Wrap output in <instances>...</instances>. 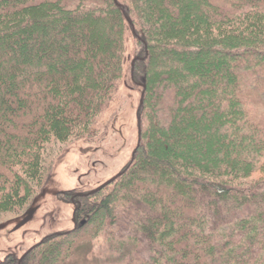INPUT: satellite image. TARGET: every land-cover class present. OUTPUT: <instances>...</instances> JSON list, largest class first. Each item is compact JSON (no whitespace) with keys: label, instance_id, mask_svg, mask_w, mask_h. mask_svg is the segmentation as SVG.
Listing matches in <instances>:
<instances>
[{"label":"trees","instance_id":"1","mask_svg":"<svg viewBox=\"0 0 264 264\" xmlns=\"http://www.w3.org/2000/svg\"><path fill=\"white\" fill-rule=\"evenodd\" d=\"M129 34L131 159L0 264H264V0H0V213L45 182L52 143L94 135Z\"/></svg>","mask_w":264,"mask_h":264},{"label":"rangeland","instance_id":"2","mask_svg":"<svg viewBox=\"0 0 264 264\" xmlns=\"http://www.w3.org/2000/svg\"><path fill=\"white\" fill-rule=\"evenodd\" d=\"M125 48L124 76L92 124L94 135L52 143L46 153L45 182L21 210L0 213V261L7 254L19 259L46 235L73 228L78 194L107 181L131 159L138 141L136 110L142 93L141 86L129 79L136 53L131 34ZM34 208L31 218L16 228Z\"/></svg>","mask_w":264,"mask_h":264},{"label":"water","instance_id":"3","mask_svg":"<svg viewBox=\"0 0 264 264\" xmlns=\"http://www.w3.org/2000/svg\"><path fill=\"white\" fill-rule=\"evenodd\" d=\"M114 1L117 2V0H114ZM125 18H126L128 24H129L130 26H132V22L128 19V17H125ZM132 31H133V28H132ZM134 60H135V58L132 59V62H133ZM143 86H144V85H143ZM143 94H144V91H142V93H141V96H140V99H139V103H138V107H137V110H136L138 139H139V136H140V124H139L140 116H139V111H140L141 105H142V103H143ZM120 173H121V172L117 173L116 175H114L113 177H111V178L108 179L107 181L103 182L102 184H100V185L97 186L96 188H94V189H92V190H90V191H88V192H86V193H82V194H83V195H84V194H91V193H93V192H95V191L100 190L102 187H104L105 185L109 184V183L112 182L116 177H118V176L120 175ZM82 194H78V195H82ZM34 211H35V208L32 209V210H30V211L25 215V217H24V218H23V219H22V220L16 225V228H18L19 226H21V225H23L24 223H26V222L31 218V216L33 215ZM74 224H75V217H74ZM32 247H33V246H32ZM32 247H30L28 250H26V251L24 252V254H22V255L20 256L19 260H21V259L24 257V255L32 249Z\"/></svg>","mask_w":264,"mask_h":264}]
</instances>
